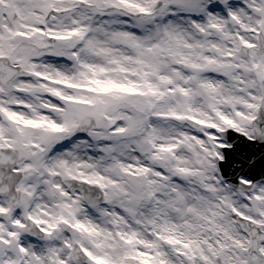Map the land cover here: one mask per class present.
I'll list each match as a JSON object with an SVG mask.
<instances>
[{
	"label": "snow or ice",
	"instance_id": "1",
	"mask_svg": "<svg viewBox=\"0 0 264 264\" xmlns=\"http://www.w3.org/2000/svg\"><path fill=\"white\" fill-rule=\"evenodd\" d=\"M0 264H264V0H0Z\"/></svg>",
	"mask_w": 264,
	"mask_h": 264
}]
</instances>
